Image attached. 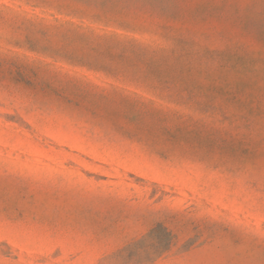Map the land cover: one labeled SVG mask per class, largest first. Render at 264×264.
<instances>
[{"label":"rangeland","instance_id":"1","mask_svg":"<svg viewBox=\"0 0 264 264\" xmlns=\"http://www.w3.org/2000/svg\"><path fill=\"white\" fill-rule=\"evenodd\" d=\"M0 264H264V0H0Z\"/></svg>","mask_w":264,"mask_h":264}]
</instances>
